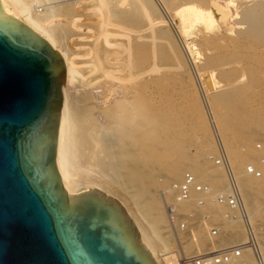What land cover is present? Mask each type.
<instances>
[{
	"label": "bare ground",
	"instance_id": "1",
	"mask_svg": "<svg viewBox=\"0 0 264 264\" xmlns=\"http://www.w3.org/2000/svg\"><path fill=\"white\" fill-rule=\"evenodd\" d=\"M57 1L0 0V3L3 10H9V16L17 18L33 31L39 32L40 39H46L47 45L58 55L65 69L60 89L61 97L57 110L54 142V164L60 178L61 188L65 192L66 198H70L72 190L75 188H95L106 197L115 195L116 204L126 215L129 227L140 232V247H146V252H152L156 264H188L186 261L188 257L185 256V251L183 252L186 246L182 243L177 247L180 250V256H182V259H179L177 255L172 254L171 244L173 243L170 244L169 241H164L162 238L163 230H167L162 213L164 210H161L160 201L158 202L160 197L157 199L156 194L151 192L155 186L154 171H152L154 151L158 145H161L167 148L166 151L163 150L164 154L176 156L170 162L167 161L169 162L167 176L173 181L180 178L185 170L200 181H205L207 178L212 185L218 188L223 185V179L221 175L210 171L208 166L206 167L208 159L212 157L213 147L209 140L210 135L206 121L200 119L193 123L192 132L199 143L194 145L196 154L193 157H190L183 149L180 150L177 139L181 132H178L177 136L175 132L171 131L173 129L171 126L166 124H163L162 127L159 126L166 118L167 120L176 119V112L183 109L182 102L161 98L166 95L167 89L160 91L154 90L152 87L155 75L159 70L161 71V68L162 70L167 68L171 61L170 54L159 43L166 33L156 30L154 27L156 19L152 20L143 3H139L140 7H138L141 8L143 21L138 18L140 15L133 18L123 11H117V19L115 18L114 21L116 26H114L120 28L121 31L122 29L131 31V33L121 34L122 31L117 35L106 29L111 25L112 16L106 0H78V2L68 3L69 5L66 7L57 4ZM154 1L160 8V0ZM173 1L176 6L181 7L180 0ZM85 3L93 4V8H87V11L96 12L99 18L102 17L98 36L103 40L105 47L104 51H100L96 46H93L87 52V56L91 57L88 65H85L88 68L87 74L88 77L95 75L96 79L93 78L91 81H89L91 78L86 79L87 75L85 74L84 77V74H81L83 73L81 69L77 68L81 64L76 62L77 55L70 47V42H76L80 38L79 33L82 31L81 10L86 8ZM215 6L227 11L228 16L225 14L227 24L243 26L242 31L244 32L240 33L241 35L244 33L247 41H256L259 45L264 44V0H222ZM119 7L123 10L121 6ZM188 7H182L180 13L182 18L194 10V7ZM222 10L220 12H223ZM162 16L163 19L171 21L168 12L162 10ZM226 22L224 21V23ZM233 30H235L234 27ZM115 36L125 38L126 42H111L110 38ZM74 37L76 38L74 39ZM82 38L83 36L81 40ZM178 41L180 40L178 39ZM252 45H242L244 48L242 52L245 54L243 58L245 59L241 60L244 62L238 60L241 58L238 53L241 48L238 52L231 51L233 47L231 50L226 49L231 52L229 53L230 57H227L230 59L228 61L235 64V70L240 69V72H244L247 76V83L237 80V77L234 81L232 80L234 69L233 73H223L222 79H227V84L223 88L225 94L212 98V104L218 110L217 120L212 118L219 137L220 143H218L224 149L227 148L225 151H227L228 158L233 168L237 170L242 162L237 156L236 150L230 145L233 143V139L238 136L243 140L250 141L252 132L256 128L264 129V107L260 106L258 109H254L252 105L256 101L255 99L264 97V75L261 76L259 72V67L263 64L264 47L257 48ZM214 52L215 50L213 53L210 51L211 54ZM208 76L210 78L209 74ZM99 80L102 83H99ZM95 81L102 85L94 88ZM91 82L93 84H90ZM76 83L77 85L78 83L82 84L86 90L92 85L94 90L90 86L89 93H86L85 90V94L77 98L74 95L78 89ZM175 92L172 90L171 93L175 94ZM159 98L160 101L156 107L155 99ZM82 102L84 105L86 104L84 106L86 109L81 107ZM161 132L167 135L164 134L165 136L161 137ZM160 152L158 150V153ZM155 161L157 160L155 159ZM256 168L264 174V167L257 166ZM238 181L250 217L257 221L261 213L260 207L264 206V202L262 204H260L262 201L259 202L260 198H264V181L258 182L254 179V182L243 177L240 179L238 177ZM186 204L188 203H181L180 207ZM226 222L231 226L234 225L232 223H236ZM191 238L194 240V235ZM244 240L245 238L230 243L221 241L217 246L239 244ZM210 247H213L212 244ZM262 255L264 258V238ZM243 259L247 264H256L255 258L249 250L244 252Z\"/></svg>",
	"mask_w": 264,
	"mask_h": 264
},
{
	"label": "water",
	"instance_id": "2",
	"mask_svg": "<svg viewBox=\"0 0 264 264\" xmlns=\"http://www.w3.org/2000/svg\"><path fill=\"white\" fill-rule=\"evenodd\" d=\"M64 66L0 3V264H156L114 196L75 188L54 164Z\"/></svg>",
	"mask_w": 264,
	"mask_h": 264
},
{
	"label": "rangeland",
	"instance_id": "3",
	"mask_svg": "<svg viewBox=\"0 0 264 264\" xmlns=\"http://www.w3.org/2000/svg\"><path fill=\"white\" fill-rule=\"evenodd\" d=\"M74 1L78 2V0H58L57 4H60L64 7H66L67 5L74 3ZM115 1L116 0H113V1L112 0H109V1L106 0L108 10L110 11V13L112 15L111 19H110L111 25L106 27V29L109 32H111L112 34L114 33V34L118 35L122 31L123 32L121 34L128 33V32L131 33V31H127V30H123V29L121 31L120 28L115 27L116 23L114 21L117 19V17H116L117 11L118 12L123 11L125 14L132 16L133 18L138 17V15H140L138 18H140L142 21L144 20L142 13H141V8L140 9L138 8V7H140L139 3H143L146 5V8L149 11L153 21L156 19L154 21V27L156 28V30L166 33V36L162 37L159 40V43L162 44L165 47L166 51L170 54L171 61L169 62V65L167 68H163V70L161 68V71L159 70L158 73L155 75V81L153 82L152 87L154 90H160V91L167 89L168 92L166 93V95L161 96V98H164V99L167 98L168 100L170 99L171 101L173 100V101L182 102L183 109H182V111L176 112V115H177L176 119H174V120L168 119L167 120V118H166L163 122H161V124H159V126L162 127L163 124H166V125L171 126V128H173L171 131L175 132V134H177L178 132H181L179 138L177 139V141L179 142L180 150L183 149L186 153H188V155L190 157H193L196 154L194 145L199 144L197 137L192 132L193 123L197 120H200V119H203L204 121H206V123L208 124V132L210 135L209 140L212 142V145H213L212 157L210 159H208L206 167L208 166L207 168L210 171H213L214 173H217V174L222 176L223 185L220 188L215 187L214 185H212L207 180V178H205L204 182H207L212 187V190L214 193L224 192L226 190V186H227L225 174L223 173L222 170H220V169L218 170L217 168H215L213 165V162H212V158L215 157L216 153H217V144L220 143L218 141L219 137L217 134V130L215 129L214 123H213V119L217 120V113H218L217 111L218 110L212 104V98L217 96V95L225 94V93H223L224 92L223 88H224V85L227 84V79L225 80L224 77H223L224 79H222L221 76L223 73H226V72L233 73V71H234V73H233L234 77L232 78L233 81L237 77V80L239 79V81L242 80L243 82L247 83V81H246L247 76L244 74V72L243 71L240 72V69L235 70V68H236L235 64L233 62L228 61V60H230L228 58L230 57L229 53H231V52L226 50V49L231 50V48L233 47L231 51L234 50V51L238 52L239 49L241 48L240 49L241 51L238 52L241 58L240 59L238 58V60L244 62V60H241L243 57H245L244 52H242V51H244V48L242 45L249 46V45H252V43L254 41H251V40L247 41V39H245V37H244L245 36L244 33H242V35H241L240 32L243 30V26H241V25L240 26L239 25L233 26V25L228 23L230 25V27H229V25L226 22V16H225V14L227 15V11L225 9H223V10L218 9L215 6V4L217 2L222 1V0H180L179 4L181 7L176 6V4L173 0H170V1L169 0H165V1L160 0L159 4L162 8L161 7L159 8L157 3L155 4L154 0H148V1L147 0H142V1L141 0H135V1H133V0H122V1L118 0V1H116V3H115ZM121 3H123V4L121 5ZM127 3H128V5H127ZM131 3H132V5H131ZM108 4H110V5H108ZM207 4H208V6H207ZM84 6H86V8L82 9L83 11L81 10L82 16L80 19V24L82 25V31L79 33V35H80V38H78L79 41L78 40L76 42L73 41L74 43L70 42V47H72L71 49L77 55V57H76L77 59L75 58L76 62L78 64H81V65H78L80 67H77V68L79 70L81 69V72H83V73H81L80 71L79 72L82 75L84 74V77L86 74L87 75L86 79L89 80L91 78L89 80V81H91V80H93V78H94V80H96V79H95V75H94V77L92 75H90V77H88L89 76L87 74L88 68L85 65H88L89 59L91 57L87 56L88 55L87 52L93 46L94 47L96 46L98 49H100V51H104L105 47L103 46V40L101 38H99V36H98L99 31H100L99 26L101 24L102 17L99 18L98 14L96 12L87 11V8H90V9L93 8V4H86L85 3ZM119 6H121V8L123 10H121ZM187 6L194 7V10L192 12L188 13V16L186 15L185 17L182 18L180 15L181 9H183L182 7L187 8ZM116 8H117V10H116ZM161 9L169 13V15L171 17V21L163 19ZM130 10H131V12H130ZM221 10L223 12H220ZM222 20H224L226 23H224V21H222ZM231 26H233L235 30L232 31L233 27H231ZM236 30L239 33H237ZM242 32H244V31H242ZM174 33H176V34H174ZM235 33H237V34H235ZM81 34H83L82 40H81V37H82ZM178 35H179V37H178ZM218 35H220V36H218ZM233 35H235V36H233ZM231 36L235 39H231L232 38ZM115 37H117V38H115ZM115 37L110 38L111 42H116V43L126 42V39L123 37L122 38H118V36H115ZM216 37H218V38H216ZM75 38L76 37H74V39ZM177 38L180 41H178ZM236 38H237V40H236ZM72 43H73V45H72ZM240 43H241V46H239ZM216 45H218L220 47L218 48V46H216ZM234 46H236V47H234ZM252 46H254V47L257 46V48H261V47H264V44L259 45L255 41ZM221 47H222V49L223 48L225 49V50L223 49L225 52L221 49ZM214 50H215L214 54H211L210 51L213 53ZM226 51H228V52L226 53ZM85 56H86V58H85ZM83 59H85V60H83ZM243 59H245V58H243ZM262 62H263V64L261 65L262 67L261 66L259 67L260 68L259 72H260L261 76L264 75V66H263L264 65V59ZM208 74L210 75V78H209ZM96 76L98 77V74ZM159 78H162L163 80L159 79ZM88 80H86V81H88ZM224 80L226 81V83ZM232 80H231V82H232ZM97 81H98V79H97ZM97 81H95L96 84H93L92 83L93 81L90 83V84H93L95 86L94 87V86L90 85V86H92L93 90H94V88H98L99 85H102V84H99V83H102L101 80H99V83H97ZM79 85H80V83H78V85L76 83V88H78V89H77V91H75L76 93H74V95L77 98H80L81 95H84L85 94L84 92L86 90V87L84 88L82 84L80 86ZM90 86H89V88H87L86 93L90 92V90H88V89H90ZM81 88H82V90H81ZM92 89H91V91H92ZM172 90L174 92L177 91L178 93L175 92V94L174 93L172 94L171 93ZM255 100L256 101L252 103L254 109H258L260 106L264 107V97L257 98ZM159 101H160V98L155 99V106L156 107L158 106ZM84 106H86V104L84 105L82 102L81 107H84ZM84 108L86 109V107H84ZM84 108H82V109H84ZM196 108H197V110H196ZM176 130H177V132H176ZM252 133L253 134H252V138L250 141L243 140L242 138L237 136L233 139V141H232L233 143L230 145L233 146V148L236 150L237 156L240 157V160L242 162V165L239 167L238 170L234 169L237 176L239 177V179L241 177H243V178H246L248 180L254 181V179L244 176L243 169H244V166L246 164H251V165H254L255 167H257V166L258 167H264V129L263 128H256ZM164 134L161 132L160 136L163 137V136L167 135V134H165V135ZM168 134H169V132H168ZM177 136H178V134H177ZM257 144L261 145V149H259V150L256 149ZM156 148L157 149H155L154 154L152 156V159L154 162V163L152 162V167H154L153 168L154 170L152 169V171H154L155 186L151 192L153 194L154 193L156 194L157 199H158V197L161 198V200L159 198L158 202L160 201L159 205H160L161 210H164V211H162V213H163L164 221H166L165 226L167 228V230L166 229L163 230L162 238L164 241H169L170 244L171 243L174 244V245L171 244V246L173 247L172 248V251H173L172 254L175 256L177 255L179 257V259H182V256H180L181 255L180 250H178L179 248H177L182 243H183L182 245L186 246L183 249V252L185 251L184 252L185 256L189 257L193 254L203 253V252L214 250L216 248H220L217 246V244L220 243L221 241L230 243V242H233L235 240L238 241L239 239L240 240L243 239L244 238L243 237L244 232H243L242 225L239 222H236V223H232V225L234 224L235 226L234 225L231 226L230 224H228V222H226V221L223 222L222 213H223V211H225V208L214 204L213 198L211 196L207 197L205 207L201 208L200 210L201 211H208L212 215L213 220L216 222H222L223 224L227 223L225 225H222V232L224 233V237L217 239V241L209 242L205 232H203L201 230H197V231H194V233L192 234V235H194V240H193V238H191L189 240L187 238H181L180 243H178L177 242L178 240L172 234H169L170 231H169V227H168L167 213H166V208H165V201L168 199V197L165 195V192H166L165 190H167V188L173 182V180L168 178L166 171H167L169 162L172 159H174L176 156L173 154H170V155L164 154L165 151L167 150V148L165 146L158 145ZM158 150H159V152L160 151L161 152L158 153ZM163 150H165V151H163ZM225 150H227V148ZM169 156L171 157V159ZM155 159L157 161H155ZM167 161H169V162H167ZM186 171L187 170H185L184 172H186ZM182 175H181V177H182ZM262 176H263L262 180H256V181H258V182L264 181V174L263 173H262ZM181 177L174 180V181L180 180ZM240 188H241V185H240ZM198 197L199 196L197 194H193L192 200L195 201ZM260 199H259V202L262 201L260 203V204H262L264 202V198H260ZM260 208H261V213H260V216L258 217L259 219H257V220H260L263 216V210L264 209H262V208H264V206L263 207L261 206ZM180 210L182 212H185V213H189L191 211H197V209L193 203H188L185 206L180 207ZM168 234H169V236H168ZM176 243H177V246H176ZM211 244L213 247H210ZM169 261L172 262V260H169Z\"/></svg>",
	"mask_w": 264,
	"mask_h": 264
},
{
	"label": "built area",
	"instance_id": "4",
	"mask_svg": "<svg viewBox=\"0 0 264 264\" xmlns=\"http://www.w3.org/2000/svg\"><path fill=\"white\" fill-rule=\"evenodd\" d=\"M256 149H261L257 144ZM214 167L223 171L227 186L224 192L214 193L211 186L198 180L192 173L184 172L181 179L173 181L167 188L165 201L168 227L170 233L180 242L181 238L191 239L194 231L205 232L209 242L224 237L222 222L213 220L208 211H201L206 205L207 197H212L214 204L225 208L223 221L239 222L244 232V242L216 248L213 251L193 254L186 261L188 264H247L243 259L244 252L249 250L256 264H264L262 245L264 238V210L260 220L250 217L240 190L237 174L221 144H217L216 156L212 158ZM243 174L247 177L262 179V172L251 164H246ZM193 194L199 197L193 201ZM181 203H193L197 211L189 213L180 210Z\"/></svg>",
	"mask_w": 264,
	"mask_h": 264
}]
</instances>
